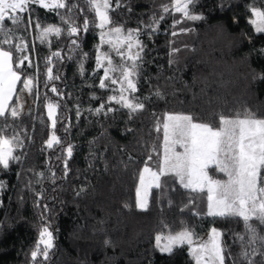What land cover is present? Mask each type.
Returning a JSON list of instances; mask_svg holds the SVG:
<instances>
[{
    "label": "trees",
    "instance_id": "1",
    "mask_svg": "<svg viewBox=\"0 0 264 264\" xmlns=\"http://www.w3.org/2000/svg\"><path fill=\"white\" fill-rule=\"evenodd\" d=\"M66 3L76 7L53 11L32 4L21 14L19 26L6 22L12 45L3 47L28 56L32 67L25 72L35 80L30 110L15 119L10 114L0 117V129L9 137L18 135L21 144L15 149L20 159L7 170L0 168V264H194L187 246L161 253L155 236L189 228L199 238L213 227L223 233L231 253L226 264H247L236 238L245 235L242 220L207 216L206 197L184 189L170 176L162 177L164 187L152 190L147 210L137 208L136 188L148 155L153 162L162 156L163 133L156 131V124L165 113L191 114L214 125L220 114L245 108L264 116V33L249 23L250 5L264 10V0H196L194 14L204 17L198 21L163 13L162 5L170 0H119L118 8L113 0L110 27H122L125 34L140 29L134 38L143 51L132 77L137 91L130 98L137 97L145 107L136 112L108 99L116 85L99 87L103 69L97 67L96 56L107 52L114 64L131 61L117 56L108 44L101 45L98 18L87 0ZM154 17L158 23H153ZM174 19L182 22L173 27ZM50 25L61 33L42 42L40 30ZM71 27H78L77 34H69ZM252 36L256 41L242 39ZM15 44L25 50L16 51ZM49 67L59 79H47ZM112 75L118 77L119 72ZM49 102L59 105L55 132L61 140L51 149L46 146L53 131ZM45 226L53 233V247L47 260L39 256L33 261L31 252ZM254 247L264 253L259 243ZM249 259L264 264V255Z\"/></svg>",
    "mask_w": 264,
    "mask_h": 264
},
{
    "label": "snow or ice",
    "instance_id": "2",
    "mask_svg": "<svg viewBox=\"0 0 264 264\" xmlns=\"http://www.w3.org/2000/svg\"><path fill=\"white\" fill-rule=\"evenodd\" d=\"M87 3L98 18L96 27L101 29V45H110L117 56L123 59L126 55L127 60L131 61L130 65L114 64L107 52H100L96 56V64L98 68L103 69L104 74L99 87L103 89L111 85H119L118 88L113 89L119 94L112 95L108 99L121 104L131 112L143 110L144 103L135 96L130 98L126 95L137 91L136 82L132 77L137 74V61L140 59L143 45L139 39L134 38V33H139L140 29L129 30L125 34L122 27H110L113 24L109 15L114 10L113 0H87ZM195 3L196 0H170V3L162 5V12L169 15L180 13L182 18L187 20H202L204 18L202 15L194 14ZM32 4L53 11L61 8L71 11L76 7L74 4L66 3V0H0V33L4 35V39L0 40V117L10 114L15 119L19 116L18 108L10 107L9 104L17 90L18 82L23 85L21 90L31 91L34 85L35 77L27 76L25 72L27 67H32L28 56H16L12 50L3 47V45H12L10 38L12 29L7 28L6 22L10 21L11 24L19 26L23 19L21 14L29 12ZM120 6L119 0H116V7ZM250 12L254 19L249 23L255 27L257 33H264V10L253 4L250 5ZM163 19L164 16L161 15L159 20ZM181 22L180 19H174L173 27ZM31 23L29 19V24ZM88 23L85 19L84 29H87ZM153 23H158L155 17ZM36 27H40L39 23ZM148 27L153 32L156 31L152 24ZM106 28L108 30L104 31ZM78 30V27H71L69 34L75 35ZM181 31H192V29H181ZM50 33L59 36L61 29L51 25L45 27L39 38L43 42ZM172 35L175 36L177 33L173 31ZM72 43L75 44L76 41L73 40ZM125 46L126 52L122 50ZM25 47L20 44L14 45L18 52H23ZM133 48H137L138 51L133 52ZM260 52L264 54V49ZM53 56L59 57L60 53L54 52ZM26 61H29L27 65ZM117 72L119 76L114 77L112 74ZM59 78L53 75L51 67L47 69L49 81ZM51 91L58 92L55 86L51 87ZM46 107L53 129L46 146L51 149L61 143L60 137L55 132L56 110L59 105L49 102ZM103 107L101 105L95 111L99 113ZM108 110L112 111V109ZM156 131L163 133V154L158 162H153L151 154L143 162L144 166L139 171L136 188L137 208L147 210L152 190L164 187L166 182H162V177L170 176L184 189L206 197L207 216L242 220L245 235L237 234L236 237L242 244L240 256L247 261V264H253L249 259L250 255H264L254 247L257 243L264 247V116L245 108L243 111H235L232 115L220 114L218 124L214 125L198 121L191 114L165 113L157 120ZM20 146L18 135L9 137L4 129H0V168L7 170L12 162L20 159L15 155V149ZM153 151H156L155 146ZM66 152L67 156L71 157V145L67 146ZM65 168L67 169V161ZM210 170L213 173H222L226 179L214 178L210 175ZM2 187L3 183L0 182V188ZM222 237L223 233L215 227L210 230L207 239H199L191 229L184 228L175 234L156 235L155 247L161 253L172 254L174 249L187 245L195 264H226V258L230 257L231 253L227 252ZM52 247L53 233L45 226L39 232L35 250L31 252L32 260L36 261L39 256L47 260Z\"/></svg>",
    "mask_w": 264,
    "mask_h": 264
},
{
    "label": "rangeland",
    "instance_id": "3",
    "mask_svg": "<svg viewBox=\"0 0 264 264\" xmlns=\"http://www.w3.org/2000/svg\"><path fill=\"white\" fill-rule=\"evenodd\" d=\"M36 5H38V4H36ZM45 9H47V8H45ZM251 19H254V17L253 16H251ZM250 19V20H251ZM99 22V21H98ZM235 26V29H236V31H238L241 35H243V33H242V31L237 27V25L235 24L234 25ZM254 27V26H253ZM254 29H255V27H254ZM108 29L106 28V29H104V31H107ZM42 32V30H40V33ZM100 32H101V29H100ZM40 33H39V35H40ZM52 34H54V33H50L49 35H52ZM48 35V36H49ZM242 39H244L245 41H249V42H253V41H256V38H255V36H252V37H250V38H248V39H245V37H243ZM110 46V45H109ZM125 51H126V46H125ZM133 52H135L136 51V48H133V50H132ZM103 72H102V77H103ZM133 79V78H132ZM17 85H18V83H17ZM17 87V86H16ZM119 87V85H116V88H118ZM23 88V85H22V83H21V85L17 88V90H16V92H15V94L13 95V98H12V100L9 102V104H10V107L11 106H15V107H17L18 108V110H19V115L20 114H22V113H24V112H27V111H29L30 110V108L32 107V105H33V100H32V98H31V96H30V91H28V90H21ZM119 93L118 92H116L115 93V95H118ZM130 94H132V93H126V95H129L130 96ZM48 114V113H47ZM51 121V120H50ZM178 150H180V149H178ZM162 154H163V147H162ZM162 157V156H161ZM210 175H213L214 176V178H218V179H226V177L222 174V175H218V174H216V173H213L212 171H210ZM212 229V228H211ZM210 229V230H211ZM217 229V228H216ZM217 230H219V229H217ZM220 231V230H219ZM209 233H210V231L207 233V234H205L204 236H202V237H199V239H207V237H208V235H209ZM159 234H164V235H167V234H169V233H159ZM175 234V233H174ZM158 235V234H157ZM156 237V236H155ZM185 246H187V245H185ZM187 248H188V246H187ZM188 251H189V248H188ZM194 264H195V261H194Z\"/></svg>",
    "mask_w": 264,
    "mask_h": 264
}]
</instances>
